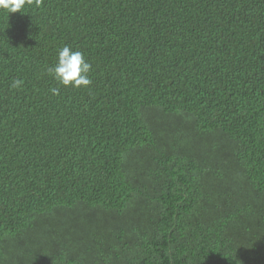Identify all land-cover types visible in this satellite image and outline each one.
<instances>
[{
    "label": "trees",
    "instance_id": "obj_1",
    "mask_svg": "<svg viewBox=\"0 0 264 264\" xmlns=\"http://www.w3.org/2000/svg\"><path fill=\"white\" fill-rule=\"evenodd\" d=\"M0 264H264V0L0 11Z\"/></svg>",
    "mask_w": 264,
    "mask_h": 264
},
{
    "label": "clouds",
    "instance_id": "obj_2",
    "mask_svg": "<svg viewBox=\"0 0 264 264\" xmlns=\"http://www.w3.org/2000/svg\"><path fill=\"white\" fill-rule=\"evenodd\" d=\"M42 0H0V11L7 13L21 12L25 6L40 7ZM59 84L65 87H88L91 85L90 72L92 65L88 62L81 51L72 50L71 46L65 45L58 51V59L55 65L47 69ZM21 80L12 83L13 88L22 85ZM53 95H59V88L50 89Z\"/></svg>",
    "mask_w": 264,
    "mask_h": 264
}]
</instances>
